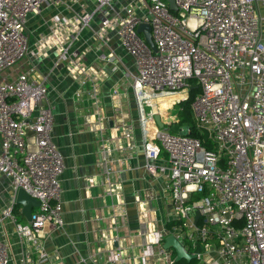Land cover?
I'll use <instances>...</instances> for the list:
<instances>
[{"label":"built area","instance_id":"1","mask_svg":"<svg viewBox=\"0 0 264 264\" xmlns=\"http://www.w3.org/2000/svg\"><path fill=\"white\" fill-rule=\"evenodd\" d=\"M174 2L176 10L170 0H0V193L8 197L0 204V264H58L46 243L64 225V163L51 138L47 78L35 60L55 56L81 90L94 84L90 97L98 104V71L85 63L92 46H79L85 32L108 46L102 60L125 66L147 168L166 179V224L157 217L146 222L142 214L145 245L153 251L156 244L166 264L176 263L163 246L169 236L194 255L187 264H264V0ZM42 13L50 14V25L36 38L30 16ZM142 24L150 26L156 49L138 31ZM112 34L123 54L111 48ZM193 80L199 89L192 103L195 128L209 146L179 126L177 114L166 122L152 107L160 97L178 95L177 108L189 98ZM149 119L152 131L146 130ZM135 135L132 124L112 132L124 162L132 159ZM163 152L166 164L159 166ZM113 160L105 145L101 173L87 183L114 195L113 207L123 206L126 215ZM20 189L41 202L30 221L16 204ZM155 196L138 194L143 212L156 214Z\"/></svg>","mask_w":264,"mask_h":264},{"label":"crops","instance_id":"2","mask_svg":"<svg viewBox=\"0 0 264 264\" xmlns=\"http://www.w3.org/2000/svg\"><path fill=\"white\" fill-rule=\"evenodd\" d=\"M112 35L111 48L117 55L123 54L116 44V35ZM89 45L92 50L85 63L98 71L101 91L98 104L90 97L94 84L87 82L81 90L80 84L67 75L65 65L58 63L55 56L35 60L40 73L47 78L46 103L53 113L51 138L59 147L64 163L60 175L64 225L51 232L46 250L58 264H142L145 257L147 264H166L158 246L152 245L151 251V246L144 243L148 239L141 233L142 214L146 222L157 217L164 226L165 176L152 174L147 168L137 109L129 94V80L124 78L125 66L102 60L101 55L109 53L108 46L92 32H85L79 46ZM132 65V60L127 59L126 66L131 72ZM131 124L136 129L137 144L132 159L124 162L112 132L114 128ZM105 145L112 152L114 178L121 187L126 215H123V206L113 207L117 203L114 195H107L102 187L87 183L88 178H97L101 173ZM157 164H166L164 155ZM150 191L156 195L151 202L156 214L143 212L144 205L137 199L138 194ZM149 231H153L152 224ZM172 256L175 259L174 252Z\"/></svg>","mask_w":264,"mask_h":264},{"label":"water","instance_id":"3","mask_svg":"<svg viewBox=\"0 0 264 264\" xmlns=\"http://www.w3.org/2000/svg\"><path fill=\"white\" fill-rule=\"evenodd\" d=\"M170 4L173 10L177 9L174 0H170ZM138 31L143 32L148 43L152 46L153 49H156L151 37L150 26L142 24L140 25ZM155 121L159 128L165 127V124L163 123L160 115L155 116ZM16 204L22 207V214L24 215L27 221H30L32 219L33 209L39 207L41 205V202L30 196L25 190L20 189L16 196ZM199 216L200 213L198 212L196 215V220H198ZM163 246L166 250H173L176 255L175 262H180L185 259L190 263L194 258V255L186 252L184 246L175 236L167 237Z\"/></svg>","mask_w":264,"mask_h":264},{"label":"trees","instance_id":"4","mask_svg":"<svg viewBox=\"0 0 264 264\" xmlns=\"http://www.w3.org/2000/svg\"><path fill=\"white\" fill-rule=\"evenodd\" d=\"M199 92V89L196 86V81H192V90L190 92V96L187 100L182 101L178 107L179 110L177 111V119H178V125L179 126H188L191 128V135L194 137H200L201 139H204L205 145L209 146V143H207V138L206 136L202 135L196 128H195V120H194V115H193V110H192V103L197 96ZM170 106L175 105L174 104H169ZM173 107V106H172ZM171 112V113H170ZM168 112H161L160 115L162 116V119L166 122H172L175 120L176 117V110L175 111H170ZM154 127L153 121H147L146 122V130L152 131ZM162 155L167 158L166 152H163ZM170 227L171 224H168ZM194 263V262H191ZM175 264H181V262H176ZM183 264V263H182Z\"/></svg>","mask_w":264,"mask_h":264},{"label":"rangeland","instance_id":"5","mask_svg":"<svg viewBox=\"0 0 264 264\" xmlns=\"http://www.w3.org/2000/svg\"><path fill=\"white\" fill-rule=\"evenodd\" d=\"M51 14H54V12H51ZM31 24H29V28L30 31L33 32V34L35 35V37L37 38L39 36V33L41 32H45L48 28L50 23L48 22L50 19V14L49 13H42L41 15L38 16H30V21L32 20ZM132 71L135 73L136 72V68L134 66V63L132 61ZM129 91H130V95H133V90L131 87H129ZM132 98L134 99V96H132ZM179 96L178 95H171V96H163L160 97L158 101L153 102V109L154 111L158 112V114H160L161 112H170V111H175L176 110V114L177 111L179 110V107L175 105L170 106L169 104H174V102H176L178 100ZM134 103H135V107H136V102L134 99ZM138 113V110H137ZM171 113V112H170ZM8 202V197H6L5 195H3L2 193H0V204H5ZM17 207H20L19 205H17ZM12 231L10 228H8V232Z\"/></svg>","mask_w":264,"mask_h":264},{"label":"bare ground","instance_id":"6","mask_svg":"<svg viewBox=\"0 0 264 264\" xmlns=\"http://www.w3.org/2000/svg\"><path fill=\"white\" fill-rule=\"evenodd\" d=\"M152 107H153V104H152ZM147 121H152L151 119L147 120Z\"/></svg>","mask_w":264,"mask_h":264}]
</instances>
